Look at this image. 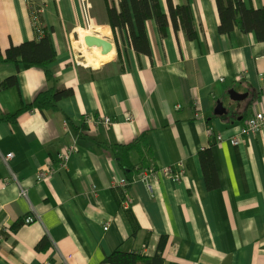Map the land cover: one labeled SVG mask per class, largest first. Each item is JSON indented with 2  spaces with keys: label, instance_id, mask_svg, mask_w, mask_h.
<instances>
[{
  "label": "crops",
  "instance_id": "obj_1",
  "mask_svg": "<svg viewBox=\"0 0 264 264\" xmlns=\"http://www.w3.org/2000/svg\"><path fill=\"white\" fill-rule=\"evenodd\" d=\"M156 1L166 34L155 16L149 19L151 55H145L131 46L127 29L112 31L108 12L120 13L121 0H36L57 54L49 66L53 78L0 63V119L44 92L73 95L54 110L0 122V264H107L117 250L152 258L163 239L165 264H264V132L230 143L248 118L264 113V42L238 28L221 34L216 0ZM243 2L264 8V0ZM92 25L109 28L115 67L85 69L78 61V30L98 36ZM189 27L196 38L187 37ZM38 40L27 0H0V55ZM10 78L17 85L2 88ZM232 90L242 100H232ZM219 102L227 109L221 117L215 115ZM142 135L150 150H130L134 169L121 168L114 148ZM68 148L75 151L64 166L60 157ZM205 149L215 167L213 188L201 160ZM146 164L158 173L152 188L141 180ZM180 165V181L162 173ZM45 166L52 173L39 182ZM122 179L127 185L115 188ZM30 217L35 222L27 224Z\"/></svg>",
  "mask_w": 264,
  "mask_h": 264
},
{
  "label": "trees",
  "instance_id": "obj_2",
  "mask_svg": "<svg viewBox=\"0 0 264 264\" xmlns=\"http://www.w3.org/2000/svg\"><path fill=\"white\" fill-rule=\"evenodd\" d=\"M216 1L221 21L219 27V32L221 34H229L238 28L241 33L244 34L254 33L259 42H264V8L260 10L248 9L243 0ZM120 7V13H118L116 9H110L108 12L112 31L116 33L120 29H127L131 46L139 53L151 55V48L147 37L145 23L155 16L159 24V30L163 36L166 34L167 27V19L160 11L157 1L121 0ZM177 10L180 15L182 14V17H189L187 10L184 8H178ZM173 16L176 18V13L173 12ZM186 33L189 39L196 38V35L191 30V27L186 30ZM56 58L57 54L52 40L50 37L45 36L37 42H27L19 46L10 47L6 51L5 58L0 55V63H13L17 65L22 64L26 69H42L45 71L47 78L51 80L53 78V73L49 69V66L55 62ZM16 85V78H10L1 84V87L6 89ZM72 95V90L57 92H52L51 90L41 93L32 104L23 107L16 114L0 119V122H16L20 115L33 109H38L42 112L54 110L60 100L68 98ZM142 146L146 150H150L147 136L145 135L139 137L138 140L130 146H116L114 148V153L120 167L123 169H134V167L130 166L128 153L130 150H137L138 152H141ZM201 160L208 186L213 188L212 178L216 176V174L209 150L205 149L201 153ZM151 166L152 165L148 166V164L143 165L142 167L144 168H141V170H144L145 173L157 172V170ZM128 171L130 172V170ZM116 187L120 186H115V188ZM123 202L124 200L121 204H123ZM127 216L130 224L133 226V230L136 233L130 209L127 210ZM164 243L165 239H163V243L160 244L159 252L152 258L117 250L112 255L107 257L105 262L107 264H165V260L162 256Z\"/></svg>",
  "mask_w": 264,
  "mask_h": 264
},
{
  "label": "built area",
  "instance_id": "obj_3",
  "mask_svg": "<svg viewBox=\"0 0 264 264\" xmlns=\"http://www.w3.org/2000/svg\"><path fill=\"white\" fill-rule=\"evenodd\" d=\"M30 6L31 10V18L33 22V27L35 29V33L37 35V39H42L45 37V30L42 26L41 18L44 13V7L36 2V0H27ZM263 79H264V73H263ZM179 109V107H177ZM99 121L107 126H111L113 124V121L110 118H103L99 119ZM87 123H95V119L92 117H88L86 119ZM132 122V118H131ZM264 132V113L263 112H257L250 118H248L242 127L240 133L236 137L230 138V143L233 146H238L242 143V138L251 134H259ZM208 136H214L216 142L221 143L223 142V137L221 135H215L212 129H207L206 131ZM75 151L74 148H68V151L65 152L63 155H61L60 159L62 160V163L64 166L67 165L68 160L70 159V155ZM13 158V154H8L5 156L4 161L8 164V162ZM181 170L178 172H174L171 168H167L162 171L164 176H171L175 180L180 181L182 180L185 171L184 167L180 165ZM52 173V169L50 166H45L39 170L36 174V179L39 182L45 181L49 178V175ZM13 179L16 180L15 176H13ZM158 179V173L157 172H146L144 177L141 179L144 181L150 188H152V183ZM127 182L126 180H120L115 182V186H126ZM21 196H27V190L21 189ZM34 218L30 217L26 219L27 224L34 223Z\"/></svg>",
  "mask_w": 264,
  "mask_h": 264
},
{
  "label": "bare ground",
  "instance_id": "obj_4",
  "mask_svg": "<svg viewBox=\"0 0 264 264\" xmlns=\"http://www.w3.org/2000/svg\"><path fill=\"white\" fill-rule=\"evenodd\" d=\"M94 31L98 33L100 38L106 39L105 37L110 35V30L105 25H92ZM79 38L74 43L75 49L82 54L83 62L80 63L83 65V68L88 69H106L112 68L117 65V56L116 52H113L107 56L101 54V50L97 49H88L85 45L84 38L88 35H91L90 32L84 31L82 29L78 30Z\"/></svg>",
  "mask_w": 264,
  "mask_h": 264
},
{
  "label": "water",
  "instance_id": "obj_5",
  "mask_svg": "<svg viewBox=\"0 0 264 264\" xmlns=\"http://www.w3.org/2000/svg\"><path fill=\"white\" fill-rule=\"evenodd\" d=\"M85 45L88 49L101 50V54L107 56L113 52H116L114 44L107 39L100 38L97 35H88L84 38ZM231 99L234 101H240L244 96L239 95L236 91H230ZM227 114V109L222 102H219L216 109L215 115L221 117Z\"/></svg>",
  "mask_w": 264,
  "mask_h": 264
},
{
  "label": "rangeland",
  "instance_id": "obj_6",
  "mask_svg": "<svg viewBox=\"0 0 264 264\" xmlns=\"http://www.w3.org/2000/svg\"><path fill=\"white\" fill-rule=\"evenodd\" d=\"M77 39V38H76ZM78 40V39H77ZM78 54V61L80 62V63H82L83 62V59H82V54L80 53V52H77ZM83 66V65H82Z\"/></svg>",
  "mask_w": 264,
  "mask_h": 264
}]
</instances>
